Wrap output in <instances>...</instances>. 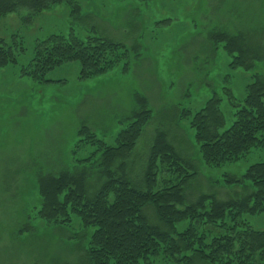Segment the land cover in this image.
<instances>
[{
    "label": "rangeland",
    "instance_id": "374dc122",
    "mask_svg": "<svg viewBox=\"0 0 264 264\" xmlns=\"http://www.w3.org/2000/svg\"><path fill=\"white\" fill-rule=\"evenodd\" d=\"M30 12L22 8L0 18V39L22 48L18 63L0 71V264H91L92 229L81 227L77 216L66 226L48 223L38 212L41 176L86 172L95 188L107 180L100 152L92 156V148L76 145L83 126L116 146L132 114L147 109L151 118L135 147L113 165L116 178L125 173L144 189L151 149L164 132L194 173L184 184L186 205L203 194L229 201L254 191L244 175L251 164L264 161V149L208 166L190 117L183 114L216 98L223 131L235 121L249 86L264 82V0H70L34 16ZM52 34L121 43L129 50V66L124 69L121 61L105 74L83 79L80 63L72 61L50 70L49 81L38 82L21 68ZM223 34L240 39L243 63L239 52H227L225 41L218 40ZM226 176L239 181L226 184ZM156 177L155 189L178 181L166 167ZM145 212L158 224L153 205ZM245 218L264 229V212ZM150 261L169 264L160 256Z\"/></svg>",
    "mask_w": 264,
    "mask_h": 264
},
{
    "label": "trees",
    "instance_id": "16d2710c",
    "mask_svg": "<svg viewBox=\"0 0 264 264\" xmlns=\"http://www.w3.org/2000/svg\"><path fill=\"white\" fill-rule=\"evenodd\" d=\"M64 2L70 0H0V18L22 8L34 16ZM218 37L225 41L227 52H239L236 58L243 63L246 50L240 39L224 34ZM13 45L17 46L0 39V71L18 63L22 48L15 49ZM129 55L123 44L109 39L52 34L41 40L32 61L21 70L32 79L45 82L49 81L46 75L50 70L78 61L80 77L86 79L107 73L121 61L127 69ZM183 115L190 117L195 140L208 166L238 161L253 149H264L263 81L249 86V93L236 110L235 121L223 131L216 98L194 114ZM150 118L147 109L134 112L129 124L118 133L116 146H108L83 126L76 145L78 149L92 148V156L100 152L101 166L108 178L95 188L86 172L41 176V218L70 226L77 216L81 227L92 229L87 249L91 264H148L158 256L169 264H197V259L207 264H264V229L253 228L245 218L246 214L264 212V161L251 164L244 175L254 188L252 193L229 201L203 194L186 205L184 184L194 173L189 172L167 135L159 132L145 172V188L135 186L125 173L115 177V161L133 150ZM160 167L169 168L178 181L155 189ZM238 181L233 176L225 178L226 184ZM149 204L156 209L158 224L151 222L145 212Z\"/></svg>",
    "mask_w": 264,
    "mask_h": 264
}]
</instances>
